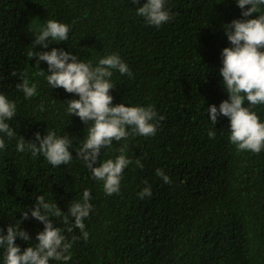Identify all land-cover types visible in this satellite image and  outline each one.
Listing matches in <instances>:
<instances>
[{
    "label": "trees",
    "instance_id": "trees-1",
    "mask_svg": "<svg viewBox=\"0 0 264 264\" xmlns=\"http://www.w3.org/2000/svg\"><path fill=\"white\" fill-rule=\"evenodd\" d=\"M145 2L0 0V94L17 105L6 120L16 137H3L6 147L0 149V226L6 233L9 224L20 223L41 195L66 213L87 189L93 205L84 221L88 239L53 218L68 240L78 239L69 261L50 264H264V147L259 153L238 150L230 141V119L221 116L213 125L207 113L229 98L220 75L222 50L231 46L224 26L244 19L242 9L237 0H165L171 19L157 27L137 14ZM50 19L69 25L68 40L34 47L35 34ZM53 47L93 66L119 54L132 75L113 70V104L151 106L158 114L155 135L136 134L129 126L126 139L101 149L96 166L115 160L122 147L132 161L118 193L106 194L104 182L77 156L90 126L67 111V101L79 97L53 89L47 63L37 66V58L29 56ZM22 73L37 84L31 98L17 88ZM250 107L264 122V104ZM47 129L71 138L70 163L54 167L43 155L17 151L19 139L27 143ZM209 130L216 132L214 139ZM157 169L172 182L165 184ZM146 186L152 195L141 199ZM21 226L33 237H17L23 250L38 243L44 224L29 213ZM4 261L0 247V264Z\"/></svg>",
    "mask_w": 264,
    "mask_h": 264
},
{
    "label": "clouds",
    "instance_id": "clouds-1",
    "mask_svg": "<svg viewBox=\"0 0 264 264\" xmlns=\"http://www.w3.org/2000/svg\"><path fill=\"white\" fill-rule=\"evenodd\" d=\"M242 9L244 19H234L225 24V32L230 42L229 47L222 50V64L220 75L222 84L226 88L229 98L222 101L217 107L215 104L207 108L211 123L216 125L219 117L230 119V141L238 150H250L259 153L264 147V122H261L256 112L250 106L264 104V13L260 6L264 0H237ZM251 5V7H246ZM259 13L258 16H254ZM137 14L144 17L146 22L153 26H160L171 19L170 11L165 8V0H146L137 9ZM69 25L55 19H50L46 25L35 34L33 46L42 45L47 49L52 42H63L69 38ZM31 58H37L36 64L41 62L48 65L46 77L48 84L54 88H63L66 92L75 94L68 103L67 111L71 116H78L87 128V137L77 149V156L84 161L92 176L103 181L104 191L108 195L118 193L122 173L132 163L120 149L121 155L107 159L97 165L100 160L101 149L111 147L113 140L120 141L129 135L127 128L142 136L155 135L157 131V113L151 106L113 104L114 97L110 94L114 84L111 82L113 70L121 75H132L128 65L119 54L111 53L99 60L96 66L91 62H83L77 54L65 51L63 48L53 47L50 51L29 53ZM39 75H44L41 71ZM13 75H16L14 72ZM22 82L17 88L22 90L25 98L37 94V84L30 83L26 74H21ZM245 101L248 106H245ZM17 105L6 95L0 94V149L6 147L3 137L9 140L16 137V132L6 120L12 119ZM40 110H44L43 104ZM163 119L162 116L159 117ZM210 138H215L216 132L209 130ZM72 140L69 136H58L55 131L48 130L46 135L35 133L34 140L26 143L23 138L16 144L18 152L29 151L33 157L43 155L52 166H60L71 162L73 154L70 150ZM136 164L143 168L137 159ZM156 174L165 184H170V177L162 170ZM147 183V182H146ZM152 190L146 186L139 193L141 199L150 197ZM90 190L83 191L82 199L73 200L64 212L55 202L45 199L44 195L37 197L34 207L23 212L20 223L9 224L7 231L0 226V247L5 249L4 264H50V261L67 262L71 259L70 249L77 237L68 240L64 235L78 228L83 239L87 241L89 233L85 230V219L93 207ZM31 217L42 222L44 229L37 233L38 243L21 249L16 243L17 237L23 241H30L33 237L21 225ZM53 218H60L65 229L57 227Z\"/></svg>",
    "mask_w": 264,
    "mask_h": 264
}]
</instances>
